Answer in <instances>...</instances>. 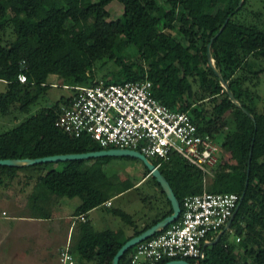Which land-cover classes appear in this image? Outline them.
Instances as JSON below:
<instances>
[{
    "label": "trees",
    "instance_id": "16d2710c",
    "mask_svg": "<svg viewBox=\"0 0 264 264\" xmlns=\"http://www.w3.org/2000/svg\"><path fill=\"white\" fill-rule=\"evenodd\" d=\"M239 1L93 0L84 4L81 0H0V33L10 27L13 35L6 46H0V82L4 85L0 115L11 107L27 114L47 90L48 76H57L66 86L92 82L93 76L88 75L98 64V70L107 65L98 80L113 84L147 80L152 97L159 104L172 111L187 112L198 130L213 140L223 133L217 146L227 153V158L219 153V163L211 170L205 191L233 193L238 199L243 192V197L227 231L216 243L204 247L200 264H264V105L261 111H256L255 97L243 86L244 73L257 76L264 71L259 68L250 72L248 68L249 60L264 61V22L238 23L235 18L246 0H241L238 6ZM111 2L122 9L116 19H110L105 10ZM225 19L222 30L210 41ZM66 22L71 23L70 28L65 27ZM209 42L214 69L253 120L227 99L213 75L206 58ZM127 48H133L135 55H130ZM19 74L24 75L25 83H18ZM65 104L66 99L60 98L1 132L0 160L108 150L88 139L71 138L54 127L59 108ZM106 159L0 167V185L5 180L11 181L18 171L31 172L34 178L23 179L33 180L46 194L78 199L75 215L79 216L123 190L115 189V184L103 173L101 165ZM89 161L93 162L90 166ZM150 162L155 164L153 160ZM172 162L177 165H170ZM54 164L61 169L43 172ZM158 170L178 204L183 197L202 192L201 174L178 157L171 155L168 163ZM75 173L79 177L74 178ZM151 180L158 192L157 209L153 207L157 213L142 228L135 229L126 214L114 212L123 223L134 228L124 240H116L109 230L96 232L86 221L76 224L69 241L76 264H110L126 240L171 213L163 192ZM227 233L240 239L241 252L226 245ZM132 251L133 247L117 264H129ZM184 260L193 264L190 259Z\"/></svg>",
    "mask_w": 264,
    "mask_h": 264
},
{
    "label": "built area",
    "instance_id": "2783aa9c",
    "mask_svg": "<svg viewBox=\"0 0 264 264\" xmlns=\"http://www.w3.org/2000/svg\"><path fill=\"white\" fill-rule=\"evenodd\" d=\"M16 80L25 83L23 74ZM68 89L71 94L59 108L54 127L71 138L88 139L103 149L138 152L149 162L152 159L157 169L174 155L202 178L210 176L219 163V148L213 138L199 131L187 112L172 111L159 104L147 80L115 84L93 80ZM237 201L236 194L205 190L183 197L178 204V218L134 245L129 264L176 259L200 264L204 247L226 226ZM76 219L85 222L82 215ZM57 263L76 264L68 241L59 249Z\"/></svg>",
    "mask_w": 264,
    "mask_h": 264
},
{
    "label": "rangeland",
    "instance_id": "374dc122",
    "mask_svg": "<svg viewBox=\"0 0 264 264\" xmlns=\"http://www.w3.org/2000/svg\"><path fill=\"white\" fill-rule=\"evenodd\" d=\"M87 1L93 0H81V2L84 4L87 3ZM105 10L108 13L110 19L118 18L122 13L121 6L116 2L109 3L105 7ZM256 13H259V15L254 16V14ZM235 20L238 23L254 25L259 24L261 20H263L262 22H264V0H246L244 8L237 14ZM88 24L89 26H91L92 22L88 21ZM65 27L70 28L71 23L66 22ZM12 39L13 35L11 33V28L5 27V29L0 33V46H6L7 42L11 41ZM183 43H185L184 40ZM127 52L132 56L135 55V50L133 48H127ZM105 66L107 65L102 66L101 69L98 70V64H96L95 69L93 68L88 76L92 75V78H94V80H98L100 78V74L102 73L101 71H103ZM248 68L250 72L257 71L259 68H264V61L249 60ZM243 76L244 88H246L248 92H250L255 97L256 111H261L262 106L264 105V71L257 76L246 73H244ZM45 85L48 87L47 90L44 92L41 98H39L33 105L29 107L27 114L20 113L16 107H11L8 112L0 115V133L13 127L25 117L33 115L39 109L50 107L60 98L68 97L71 94L70 89H68L70 86H66V83L60 80L57 76H48L45 80ZM3 91L4 85L0 82V93H2ZM222 136L223 133L220 132L214 137V143L216 145H219L222 140ZM219 153L221 154V156H226L227 158V153L224 150L219 151ZM170 165H177V162H172ZM52 168L60 170L61 166L54 164L52 165ZM101 169L106 178L110 179V181L115 184L113 185L115 189H124L126 187H130L136 181H138L145 172L144 166L140 161L122 157H107L105 161H102ZM210 179V176H205L204 178L201 177L202 190L206 189L207 185L210 182ZM11 181L5 180L4 183L0 185V222H5L4 219L9 217L10 215L24 216L28 213L25 210L26 204L24 199L18 198L15 203H12V197L9 196L11 191L12 193H16V195L17 193L21 192L20 190L24 188V186H22V183H25L27 181L25 179L20 180V178H18L16 185H14L13 180ZM151 187H153L151 178H143L132 191L126 193L122 197L114 198L111 201V209H119L129 215H133V212H135V219L140 217H148L150 215V208L155 207L157 209L155 202L156 197H153L152 195L150 196V194H152ZM143 198H146V200L143 201ZM99 212H102L109 216L111 220L109 229L113 231H118L120 229L122 231L123 228L126 227V224L123 223L118 217L116 218L111 216L109 210H100ZM19 224L20 225H17L16 228V232L18 233L19 237L15 240L18 243L20 242L22 244H25V246L23 247L26 249L23 252L24 256L22 257V253H19V257L17 260L11 259V261L7 262L6 254L8 252L6 253L5 249H3L2 247L0 249V264H48L47 258H40V254L42 253L43 248L41 247V245L36 247L37 244H35L43 241L41 235L42 230H44L46 226L42 223L35 222L33 224ZM6 228H8V230L13 229L11 225ZM225 242L226 245L233 246L235 251H242L238 246L240 243V239L234 236L232 233L225 234ZM78 261L80 260L78 259Z\"/></svg>",
    "mask_w": 264,
    "mask_h": 264
},
{
    "label": "crops",
    "instance_id": "0c3cea01",
    "mask_svg": "<svg viewBox=\"0 0 264 264\" xmlns=\"http://www.w3.org/2000/svg\"><path fill=\"white\" fill-rule=\"evenodd\" d=\"M93 162L89 161L87 163L88 166H90ZM102 167V165H101ZM53 169L51 167L45 168L43 172H47L49 170ZM23 175V176H21ZM24 176L27 177H35V174L31 172H16L15 176L13 177V183L14 185L17 184L18 178L20 180L23 179ZM79 177V173L74 174V178ZM145 177H150L145 174L142 175V177L136 181L133 185L130 187H127L126 189H121L122 191L117 193L116 195H109V198L106 199V201L101 205L94 209H91L90 211L82 214L85 221L88 222L91 226V228L96 232H101L105 230L112 231L115 235V239L118 241L124 240L126 237L130 236L133 231L132 226L125 225L126 227L123 228L121 231L120 229L118 231H113L109 229L110 226V218L107 216V214L100 213V210H109V213L111 216L116 217L114 215L115 210L119 209H111L112 204L111 201L114 198L122 197L126 193H129L132 191L135 186ZM12 182V181H11ZM22 186H24V190L21 189L19 193H10L9 196L12 197V203H15L18 198H22L25 201V210L28 212L27 215L19 216V215H10L9 217L5 218V222H0V249L3 247L6 251L7 256V262L11 261V259L17 260L19 257V253H22V257L24 256V250L23 248L25 244L18 243L15 239L18 238V233L16 232L17 225H20L19 223H25V224H33L35 223H42L46 227L44 230H42V242L35 243L37 244L36 247L41 245L43 248L42 253L40 254L41 259H48V264H58L57 263V254L59 249L68 241H70L71 233L74 230L76 224L80 222L75 215V211L78 207L79 201L76 198L67 199V198H56L52 195L46 194L42 189H39L38 186L34 184L33 180H27V182L22 183ZM11 189V187H10ZM24 191V192H23ZM151 193L150 196H155L158 198V192L156 188L151 187ZM19 194V195H18ZM21 194V195H20ZM24 196V198H23ZM10 197V198H11ZM75 199V200H74ZM146 198H143V201H145ZM151 209V210H150ZM150 215L145 218H136L135 219V212H133V215H129L125 213L124 211H121L122 213L126 214L131 221L134 223L135 229L142 228L156 213L153 208H150ZM39 216L47 217V219H39ZM12 226L13 229L6 228L8 226ZM7 229V230H6ZM34 251V250H33ZM4 259V258H3Z\"/></svg>",
    "mask_w": 264,
    "mask_h": 264
},
{
    "label": "water",
    "instance_id": "95a60500",
    "mask_svg": "<svg viewBox=\"0 0 264 264\" xmlns=\"http://www.w3.org/2000/svg\"><path fill=\"white\" fill-rule=\"evenodd\" d=\"M241 0L238 3V6L240 5ZM227 19L224 20V23L219 28L218 32L210 39L212 41L218 33L222 30L224 24L226 23ZM210 42L206 46V58L208 61V66L210 67L213 75L218 79V82L220 86L223 88L227 99L235 105L238 109L241 110L243 114H245L250 120H253V118L240 106V104L234 99L232 93L228 90L225 82L223 81L221 75L214 69L211 59H210V50H209ZM103 157H122V158H131L136 159L142 163L144 168L148 172V176L154 179L155 183L158 184L160 190L163 192L165 198L170 204L171 213L167 216H165L163 219L159 220L155 224L151 225L149 228L145 229L141 233H139L136 236H133L126 240L115 252L113 255L110 264H117L121 256L129 249H131L134 245L137 243L146 240L156 233L160 232L164 228H166L168 225L173 223L179 216V205L178 201L175 198L174 194L172 193V190L170 189L167 181L164 179V177L161 175L159 170L153 166L151 162H149L144 156L139 154L135 151L130 150H122V149H108V150H100V151H94V152H87V153H80V154H64V155H54V156H48V157H42V158H36V159H3L0 160V167H10V168H20V167H27L32 166L36 164H46V163H58V162H65V161H81V160H89V159H97V158H103ZM247 172L248 169H246V179L244 182V186H246L247 181ZM243 192L241 193L238 202L232 212V216L226 226L223 228L222 231L218 232L215 238L212 240L210 245L216 243V241L219 239L221 234L227 230L228 226L231 223V220L236 213L238 206L240 204V201L242 200ZM207 245V246H210ZM163 264H189L185 260H170Z\"/></svg>",
    "mask_w": 264,
    "mask_h": 264
}]
</instances>
